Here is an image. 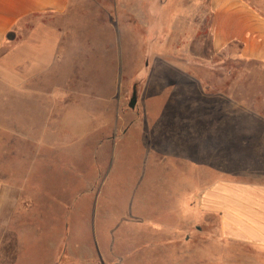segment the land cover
<instances>
[{"label": "rangeland", "instance_id": "obj_1", "mask_svg": "<svg viewBox=\"0 0 264 264\" xmlns=\"http://www.w3.org/2000/svg\"><path fill=\"white\" fill-rule=\"evenodd\" d=\"M213 11L211 0H72L6 41L39 31L25 40L27 81H0V113L58 132L37 150L0 129L12 211L0 264H264V246L227 239L194 198L243 171L231 145L245 115L264 113V63L240 41L218 46ZM55 28L57 53L43 37Z\"/></svg>", "mask_w": 264, "mask_h": 264}, {"label": "crops", "instance_id": "obj_2", "mask_svg": "<svg viewBox=\"0 0 264 264\" xmlns=\"http://www.w3.org/2000/svg\"><path fill=\"white\" fill-rule=\"evenodd\" d=\"M72 0H0V81H27L28 61L26 60L25 40L38 29L23 35L22 41L6 43L13 39L16 31H23L22 24L29 17L38 15L66 14ZM262 4V2H261ZM214 12V27L218 46L232 41L242 42L241 55L244 59L264 63V10L254 0H211ZM51 28V27H50ZM18 34V33H17ZM48 46H56L58 52L59 31L46 30ZM13 38H10V37ZM55 43V44H54ZM24 61V65L21 62ZM54 58H51V62ZM53 65V64H52ZM39 67V63L37 64ZM37 67V68H38ZM14 72L12 73V71ZM0 113V129L5 131V139L19 144H28L37 150L44 145L48 133L56 134L58 127L43 128L39 133L36 125H29L21 118L7 119ZM246 118V119H245ZM242 140L237 145H231L232 156L244 160L243 171L232 173L228 182L220 183L200 193L201 205L198 211L208 208L221 219V232L227 239L238 240L246 244L264 246V113L250 111L243 118ZM17 127V128H15ZM8 141V142H9ZM3 147L14 152L12 144ZM231 156V155H230ZM36 166V165H35ZM34 163L28 164L27 176L32 174ZM239 171V170H238ZM249 171V173L247 172ZM249 174V175H248ZM250 176V177H248ZM0 180V222L8 228L12 213L11 208L2 205L3 200L10 196V191ZM185 196V192L181 197ZM179 197V198H181ZM199 202V201H198ZM180 203L187 207L189 201L184 197ZM206 205V207H202ZM207 210V209H206ZM11 229H7L10 231ZM113 234L110 233V238ZM111 244V243H110Z\"/></svg>", "mask_w": 264, "mask_h": 264}, {"label": "water", "instance_id": "obj_3", "mask_svg": "<svg viewBox=\"0 0 264 264\" xmlns=\"http://www.w3.org/2000/svg\"><path fill=\"white\" fill-rule=\"evenodd\" d=\"M10 38H13L12 36ZM132 107H134V104L131 105Z\"/></svg>", "mask_w": 264, "mask_h": 264}]
</instances>
